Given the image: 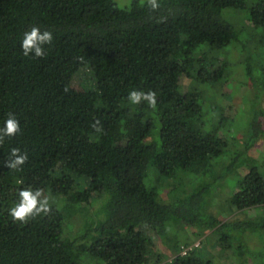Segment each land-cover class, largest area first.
I'll return each mask as SVG.
<instances>
[{
	"label": "trees",
	"instance_id": "trees-1",
	"mask_svg": "<svg viewBox=\"0 0 264 264\" xmlns=\"http://www.w3.org/2000/svg\"><path fill=\"white\" fill-rule=\"evenodd\" d=\"M158 3L0 0V128L12 113L21 129L0 144V264H264V172L242 159L264 109L242 128L219 103L242 87L244 109L264 101V0ZM32 26L53 34L42 58L21 49ZM14 147L20 170L4 166ZM26 187L51 211L20 223L8 210Z\"/></svg>",
	"mask_w": 264,
	"mask_h": 264
},
{
	"label": "clouds",
	"instance_id": "clouds-1",
	"mask_svg": "<svg viewBox=\"0 0 264 264\" xmlns=\"http://www.w3.org/2000/svg\"><path fill=\"white\" fill-rule=\"evenodd\" d=\"M147 5L152 11L159 9L158 0H147ZM53 40L51 31L43 30L38 26H32L29 31L23 34L21 49L25 56L30 53L35 58H42L46 55L45 45H50ZM127 99L133 105H139L141 102H146L150 108H155L157 104V94L154 91H138L131 90ZM93 130L98 133H103V126L99 120H95L92 124ZM20 124L16 116L9 113L4 121V125L0 128V144H3L5 138H11L20 133ZM28 155L26 152H21L19 148H11L9 159L4 166L11 170H20L27 162ZM51 211L50 196L46 195L43 189L31 187L23 188L18 193V200L8 210V214L14 221L27 223L30 219H34L40 215H47Z\"/></svg>",
	"mask_w": 264,
	"mask_h": 264
},
{
	"label": "rangeland",
	"instance_id": "rangeland-1",
	"mask_svg": "<svg viewBox=\"0 0 264 264\" xmlns=\"http://www.w3.org/2000/svg\"><path fill=\"white\" fill-rule=\"evenodd\" d=\"M131 0H114V2L120 7V8H124L126 7L129 2ZM143 1H147V0H141ZM227 10L224 12L223 15H226ZM233 85V84H231ZM190 86V81L186 78L181 79L180 81V89L181 91L184 93L188 90ZM235 96L233 97V100H227V99H220L219 103L220 105L224 108V114L227 117L233 118L235 120V122L238 121L239 124L243 123V127L244 128L246 126V123L248 122L249 118L252 116L253 111H255L257 109V106L260 105L261 108L259 107L258 109H264V101H251L250 106L248 107V109H244V106H246L245 103V99L246 97L250 98V100L252 99L251 94L252 92H250L246 87H242L239 91L234 93ZM257 109V110H258ZM238 149H240V147H237ZM235 150V149H234ZM242 151V150H241ZM245 155H243L242 159H249V161L253 162H257L258 164H260V166L263 169L264 172V137L261 138L260 140H258L255 144L254 147H252L249 151L244 152ZM247 170L246 167H239L238 171L239 173L244 174L245 171ZM178 184L176 182H174L173 187H177ZM166 189V188H165ZM167 189H170V187H168ZM227 192L225 191H217V194L215 197H213V199L215 200V204L212 207V211L214 213H216L219 208L221 207V205L226 201V198L228 197ZM102 201H94L91 202L90 204H87V209L89 211V213L99 209L100 205H101ZM256 212H252L251 214H255ZM246 215V216H245ZM245 215H239L238 218L240 219H244V217L249 216L248 213ZM227 218L226 216L224 217V219ZM72 224L74 225V231L73 234L79 229V222H77L76 220L79 219V215H76V217L72 218ZM175 229H177V227H172L170 234L173 235L175 233ZM187 231V229H186ZM68 232V230H67ZM72 232H70L69 234H71ZM178 235H181L180 233ZM208 235V234H207ZM205 236H202L200 238V240H203ZM158 244V243H157ZM210 247V245H208ZM157 249L161 252H163L165 250V247L162 245V243L160 242V244H158ZM211 251L216 254V249H212V247H210ZM209 249V250H210Z\"/></svg>",
	"mask_w": 264,
	"mask_h": 264
},
{
	"label": "built area",
	"instance_id": "built-area-1",
	"mask_svg": "<svg viewBox=\"0 0 264 264\" xmlns=\"http://www.w3.org/2000/svg\"><path fill=\"white\" fill-rule=\"evenodd\" d=\"M198 245H199V242L196 241L195 243H193V244L191 245V247H189V249H184V251L182 252V254H185V252H186L187 250H190V249H192V248H194V247H197Z\"/></svg>",
	"mask_w": 264,
	"mask_h": 264
}]
</instances>
